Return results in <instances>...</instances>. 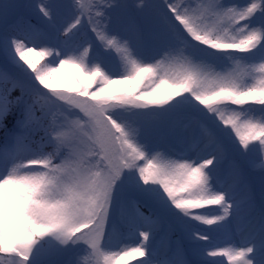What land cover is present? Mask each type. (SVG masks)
<instances>
[{
	"label": "snow or ice",
	"instance_id": "1",
	"mask_svg": "<svg viewBox=\"0 0 264 264\" xmlns=\"http://www.w3.org/2000/svg\"><path fill=\"white\" fill-rule=\"evenodd\" d=\"M0 188V264H264V0H0Z\"/></svg>",
	"mask_w": 264,
	"mask_h": 264
},
{
	"label": "clouds",
	"instance_id": "2",
	"mask_svg": "<svg viewBox=\"0 0 264 264\" xmlns=\"http://www.w3.org/2000/svg\"><path fill=\"white\" fill-rule=\"evenodd\" d=\"M19 175L21 177H24V176L29 175V173H27L23 169H21L19 172ZM24 187H27V185H24ZM3 197H4V190H3V188H0V201L3 200ZM0 223H2V220H0ZM22 238H23L22 233L18 237H15V239H17V240H20ZM13 239H14V236L12 233H7V234L0 233V246H3L6 243L13 242ZM90 264H91V262H90Z\"/></svg>",
	"mask_w": 264,
	"mask_h": 264
},
{
	"label": "trees",
	"instance_id": "3",
	"mask_svg": "<svg viewBox=\"0 0 264 264\" xmlns=\"http://www.w3.org/2000/svg\"><path fill=\"white\" fill-rule=\"evenodd\" d=\"M36 59H39V58H36ZM40 62L43 63L44 61H40ZM66 71L71 72L72 70L70 68H66ZM55 83L57 84L58 89H63L65 87H67V83L63 79V75L62 74H57V76L55 77ZM120 87H122V86H120ZM119 88L118 89L116 88L113 91L119 90Z\"/></svg>",
	"mask_w": 264,
	"mask_h": 264
},
{
	"label": "rangeland",
	"instance_id": "4",
	"mask_svg": "<svg viewBox=\"0 0 264 264\" xmlns=\"http://www.w3.org/2000/svg\"><path fill=\"white\" fill-rule=\"evenodd\" d=\"M120 86H118V85H114L111 89H110V91H113V90H115L116 88L118 89Z\"/></svg>",
	"mask_w": 264,
	"mask_h": 264
}]
</instances>
